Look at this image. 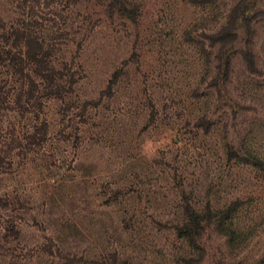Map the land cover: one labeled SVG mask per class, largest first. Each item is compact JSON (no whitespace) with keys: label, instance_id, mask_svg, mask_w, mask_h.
I'll return each instance as SVG.
<instances>
[{"label":"rangeland","instance_id":"obj_1","mask_svg":"<svg viewBox=\"0 0 264 264\" xmlns=\"http://www.w3.org/2000/svg\"><path fill=\"white\" fill-rule=\"evenodd\" d=\"M137 1L131 20L107 0H0L6 21L22 11L56 22L68 15L62 52L74 53L82 38L75 93L95 101L80 116L49 99L46 138L38 143L26 138L33 120L2 117V127L9 123L16 134L13 151L26 153L0 172V213L17 216L19 234L0 239V264L34 261L30 248L46 237L58 247L41 259L54 264H68L60 256L72 253L113 251L118 264H181L186 248L169 231L182 202L220 212L202 230L192 262L264 264V171L224 146L244 140L264 160V25L253 36L255 70L233 62L229 91L237 104L216 107L206 97L214 62L198 49L215 21L208 8L192 0ZM218 3L224 11L231 0ZM193 23L194 38L184 37ZM10 202L17 208L6 212ZM1 215L0 225L9 223Z\"/></svg>","mask_w":264,"mask_h":264},{"label":"trees","instance_id":"obj_2","mask_svg":"<svg viewBox=\"0 0 264 264\" xmlns=\"http://www.w3.org/2000/svg\"><path fill=\"white\" fill-rule=\"evenodd\" d=\"M192 2H199L207 7L208 15L215 18L207 31L202 33L205 41H201L198 47L208 62H214L210 75L214 80L211 83L213 92L206 97L210 100L209 104L213 103L216 107L227 105L228 108L233 109L237 104L229 91L233 62L239 58L248 72L255 70L253 36L257 26L264 25V0H231V5L224 11H220L218 0H192ZM107 4L113 13L131 20L136 19L140 5L137 0H107ZM24 12L8 21L0 15V172L11 167L15 154L26 153L25 149L13 151L17 146L16 134L9 123L5 128L2 127L4 126L2 117L7 118L5 115L12 113L13 116L33 120L31 124L33 131L31 133L26 131L27 142L31 144L46 138L48 123L42 116V111L49 99L57 100L61 109L78 108L74 113L80 116H84L89 103L95 104L92 99L79 101L75 93V84L82 73L76 54L82 38L79 37L77 40L74 53L66 56L62 52L66 48L67 34L72 27V24L67 22L68 15L59 13L57 23L53 15H46L39 10L35 16ZM193 25L194 23L185 28L182 32L184 37L194 38L191 28ZM112 83L113 79L105 90H111ZM207 109L209 110L208 106ZM207 114L208 112L204 111L202 116ZM208 119L211 122V117ZM75 128L78 129L77 126ZM224 146L225 152L234 154L243 162L262 168L264 171L261 154L255 147L245 144L244 140L234 142L233 139H228ZM209 205L199 208L188 202H182L181 216L174 223H170L169 232L186 248L185 252L188 254V257L187 254L179 255L178 262L181 264H195L192 262V257L195 250L202 249L200 246L202 230L220 214ZM4 206L6 212L17 208L14 202L5 203ZM1 219L9 223L0 225V239L12 236L11 239L6 238L5 242L12 241L13 238L18 240V227L12 225L16 222L17 216L7 212V216L1 215ZM18 219L20 221L22 217L19 216ZM57 247L52 242V238L46 237L45 242L30 248L36 250L29 252L35 255V258L27 264H54L41 259V255ZM113 252L101 253L99 256L72 253L71 257H60L68 264H118L121 262L118 253ZM75 258L79 263L73 261ZM9 264H24V262L18 258L9 261Z\"/></svg>","mask_w":264,"mask_h":264}]
</instances>
